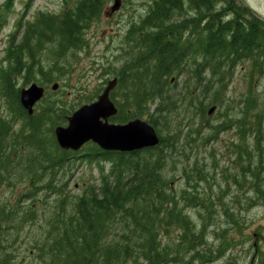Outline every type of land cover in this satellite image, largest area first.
<instances>
[{
    "label": "trees",
    "instance_id": "obj_1",
    "mask_svg": "<svg viewBox=\"0 0 264 264\" xmlns=\"http://www.w3.org/2000/svg\"><path fill=\"white\" fill-rule=\"evenodd\" d=\"M111 1L77 0L74 7L59 14L39 13L32 22L24 26L19 23L18 33L11 35L7 64L0 70V98L10 117L0 118V194L4 188L14 189L25 183L38 189L36 194L40 190L52 192L58 172L73 161L76 153L59 148L55 129L66 126L77 109L93 103L104 89L85 97L82 104L77 99L69 101L65 90L69 73L64 63L87 48L86 32ZM5 25L0 15V31ZM126 44L132 51L131 59L115 75L118 86L111 93V100L118 114L110 122L145 120L158 133L159 144L133 153L103 152L96 145L87 144L83 158L103 169L109 165V172L102 176L100 187H86L67 204L64 198L55 202L61 208L60 214L52 223L53 229L41 234L35 243L37 261L27 264H211L239 246L240 241L228 237L227 230L217 235L219 245L206 243L207 224L216 214L212 197L199 195L195 188L197 196L188 191L181 196L168 194L164 169L168 154L177 150L178 132L171 130V135L164 136L161 124L168 129L166 120L177 105L168 94L174 90L172 80L190 68L194 69L190 75L197 84L208 76L206 80L214 90L211 105L220 102L217 97L227 88L238 65L250 62L253 71L261 75L264 23L250 16L243 6H237L235 0H154L146 16L127 32ZM45 51L53 58L48 66L43 61ZM58 81L63 82L62 86L58 84L56 93L46 92L38 110L30 116L20 103L19 83L23 87L37 83L47 90ZM63 92L66 100L56 97ZM246 105L238 128L243 142L233 144L235 157L238 155L240 161L238 172L224 176L229 183L233 180L239 190L253 194L255 204L264 206V131L260 130L262 113L256 114L258 104L252 87ZM253 110L255 118L251 120ZM17 125L20 126L16 129ZM230 127L223 124L218 129ZM248 129L257 130L252 134L256 137L253 145L246 140ZM227 170L223 169L225 173ZM33 197L31 191L24 195L29 200ZM23 202L17 200L13 210V220L19 218L21 222L18 227H23L29 217L22 208ZM241 204L232 201L221 205L227 216L235 218ZM5 206L0 204V264H11ZM190 206L199 207L203 225L200 230L187 213ZM28 208L35 211L33 205ZM21 210L25 212L19 217ZM232 220L234 224L241 223ZM172 231L180 233L177 243L163 244L162 237ZM252 247V263L264 264V249H260L264 246ZM234 262L238 261H230Z\"/></svg>",
    "mask_w": 264,
    "mask_h": 264
},
{
    "label": "rangeland",
    "instance_id": "obj_2",
    "mask_svg": "<svg viewBox=\"0 0 264 264\" xmlns=\"http://www.w3.org/2000/svg\"><path fill=\"white\" fill-rule=\"evenodd\" d=\"M120 1V8L114 13L111 12V8L115 0L105 6L102 16L90 25L86 32L87 48L64 63L68 67L69 73L68 88H64L69 93V101L77 99V103L82 104L85 97L93 96L97 89H104L107 83L115 78L125 62L131 59L132 51L126 44L127 32L146 16L149 6L154 0ZM76 2L77 0H0V15L6 21V25L0 31V70L6 67V51L9 40L12 34L18 33L17 25L19 23L24 26L26 23L34 21L39 13L59 14L65 8L74 7ZM235 3L237 6L247 9L250 16L264 23V0H235ZM44 54V65L48 66L50 62L52 64V56L47 55V52ZM261 64V75L257 71H253L254 68L250 62L238 65L233 72V77L227 81V88L223 89L217 97L220 102L215 105H211L214 90L206 80L209 79L208 76L202 83L197 84L190 75L194 70L192 68L188 69L189 74L186 71L180 76H175L170 84L174 90L173 92L169 91L168 94L177 101V105L166 120L170 128L165 129L163 123L161 124L163 128H161L164 129L162 132L164 136L171 135V130L178 132V142L177 150L168 154L167 166L164 169V174L169 181L168 194L181 196L183 191H188L197 196L193 189L195 188L199 195L207 194L212 197L216 204L214 208L216 214L211 224H207L204 235L206 243L219 245L220 239L217 235L223 230L228 231V237H237L240 241L236 250L230 251L226 257L211 264H231L230 261L235 260L238 262H234V264H253L252 245L264 246V239H262L264 238V206L256 204L250 210L241 207L240 212L235 210L237 214L233 218L234 216H227L224 213L221 205L224 203L230 205L232 201H241L248 195L246 190H239L233 180L230 183L227 182L224 175L228 174L229 176L238 172L236 168L239 167L240 161L238 155L235 157L233 144L240 145L243 142L239 138L238 128L240 120L245 115L246 101L249 98L251 87L258 104L256 114L262 113L260 130L264 131V60L261 61ZM62 83V81H58L56 84L62 86ZM30 86L31 84L23 87L19 83L21 89ZM51 86L49 85L47 92H53ZM65 95L66 93L63 92L56 97L66 100ZM213 106H216L215 111L208 115ZM254 116L255 110L252 111L251 120H254ZM8 117L9 113L0 98V118ZM223 124L231 127L225 128V130L218 129ZM18 126L20 125H17L16 129ZM255 129H248L246 132V140L250 145H253V139L256 138L252 135L256 133ZM262 140L264 141V138ZM22 156L27 158L25 155ZM83 157V150L77 152L73 161L58 172L54 179L52 192L46 194L40 190L36 194L38 189H32L27 183L18 188H4L1 191L0 204L7 205L5 206L4 225L10 226L7 230L9 241L7 247L10 258H13L11 264H27L37 261L35 243L42 236L41 234L53 229L52 223L56 222L55 219L61 211V208L59 209V206L55 204L57 200L64 198V202L67 204L68 201L81 195L86 187H100V180L103 175H107L109 172V165H105L103 169L98 164H89L86 160L88 158ZM244 165L248 164L244 163ZM185 168L188 170L187 173L184 172ZM224 168L228 169L227 173L223 171ZM196 169H200V171H196ZM14 181L17 182V179ZM29 191L34 193V197L30 200L24 198V195H27ZM59 193L62 196H59ZM17 200L24 201L21 203L23 204L22 208L29 214L23 227H18L21 223L19 218L13 220L12 217L13 210L17 207L15 204ZM30 205L34 206L35 213L28 208ZM190 207L187 209V213L200 230L203 225L198 212L199 207ZM25 211L21 210L19 217ZM232 219H238L241 223L234 224ZM179 235V231H172L169 236H163V244L174 245L177 243ZM245 238H248L247 242H245ZM242 242L244 243L242 244ZM260 249H264V247Z\"/></svg>",
    "mask_w": 264,
    "mask_h": 264
},
{
    "label": "water",
    "instance_id": "obj_3",
    "mask_svg": "<svg viewBox=\"0 0 264 264\" xmlns=\"http://www.w3.org/2000/svg\"><path fill=\"white\" fill-rule=\"evenodd\" d=\"M120 3V0H115L112 13L119 10ZM117 84V79L109 81L97 101L80 107L67 119V126L55 129L56 141L61 150L78 152L88 143H93L102 151L133 153L158 146L159 136L146 121L136 119L123 125L109 122L118 114V109L110 98ZM57 89L58 85L52 88L53 91ZM44 96L45 89L32 84L21 90L20 103L31 116ZM214 111L215 108H212L209 115Z\"/></svg>",
    "mask_w": 264,
    "mask_h": 264
},
{
    "label": "flooded vegetation",
    "instance_id": "obj_4",
    "mask_svg": "<svg viewBox=\"0 0 264 264\" xmlns=\"http://www.w3.org/2000/svg\"><path fill=\"white\" fill-rule=\"evenodd\" d=\"M244 190H246V189H244ZM247 192H248V195H246V198H248L249 200L252 198V201L248 200L249 203L246 204V198L244 197L241 200V203H242V207H245V209L249 208V210H250L251 208H253L256 205L255 203H257V199L253 194L249 193V191H247ZM251 202H253V203H251ZM257 206H258V204H257ZM262 239H264V238H262ZM255 240H256V237H255Z\"/></svg>",
    "mask_w": 264,
    "mask_h": 264
},
{
    "label": "bare ground",
    "instance_id": "obj_5",
    "mask_svg": "<svg viewBox=\"0 0 264 264\" xmlns=\"http://www.w3.org/2000/svg\"><path fill=\"white\" fill-rule=\"evenodd\" d=\"M227 20V19H226ZM230 20V19H229ZM228 21V20H227ZM203 27V26H202ZM185 35V34H184ZM187 36V35H186ZM183 37V36H182ZM188 37V36H187ZM190 37V36H189ZM189 37H188V39H189ZM186 38V37H185ZM188 39L186 40V41H188ZM183 42H185V41H183ZM46 52V51H45ZM250 171V170H249ZM177 236V235H176ZM203 258V257H202Z\"/></svg>",
    "mask_w": 264,
    "mask_h": 264
}]
</instances>
